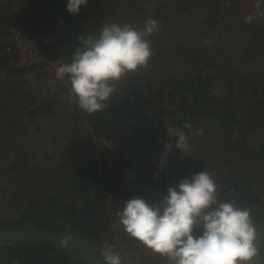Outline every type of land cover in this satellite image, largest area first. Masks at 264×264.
Here are the masks:
<instances>
[{
	"label": "trees",
	"instance_id": "obj_1",
	"mask_svg": "<svg viewBox=\"0 0 264 264\" xmlns=\"http://www.w3.org/2000/svg\"><path fill=\"white\" fill-rule=\"evenodd\" d=\"M122 1L109 0V3L120 5ZM67 3L68 0H22L15 13L9 16L34 24L42 34L53 30L58 25V14L66 18L67 22L62 25L63 34L60 42L46 47L49 52L54 53L65 42L64 35L67 31L75 33V41L80 46L78 39L80 36L87 37L89 34L95 36L93 31H100L109 19L105 0H88L86 5L80 7L77 15L70 14L67 11ZM132 14L131 7L128 6L127 20ZM126 22L131 24L130 20ZM21 28L35 36L31 28ZM78 46H71L65 51V54L69 56V63H71L72 55ZM178 49L185 57L195 62L197 71L192 78L183 81L182 86H174L170 89V98H175L182 110L190 117L192 127L189 129L188 135L193 131V127L197 126L198 121L210 116L214 121H219L222 128L226 129L216 136V139L224 144L221 147L225 148L224 141L231 138L236 129L240 137L237 135L235 140H237L236 144L240 141V145H238L240 147L236 148V171L234 174L226 177H220L217 174V164L211 154L212 152H210L211 148L203 141L199 142V140L211 138V132L202 133L200 136L195 135V130L188 140L192 148L190 154L178 153L176 148L173 147L168 153L167 161L163 167H157V171L154 173L155 178L142 176L144 167H147L150 163L153 149L156 147L164 149L166 142L174 144L176 139L161 142L154 136L157 132L154 123L158 120L160 112L157 102L162 95L161 88L155 91L156 97L153 96V99L144 96L142 89L132 97L111 95L109 101H107V107L104 109L107 119L101 125L105 130L114 131L128 141L133 159L136 160V165L131 171L132 180L138 184L153 186L163 191H167L169 184L175 179L173 178L175 173L177 177L184 178L199 171H208L212 176H215L213 178L218 183L219 190L222 183L233 181L237 183L242 178L248 177L250 166H247L256 164L251 170V173L259 176L258 184L255 187H253L254 184L250 182L247 184L244 180L245 185L233 184L226 189L221 188L220 190L223 192L218 194V200L220 201L234 200L238 207L252 208L257 202L256 189H261L264 184V148L252 149L248 143L252 135L264 124V93H255L253 89L254 84L264 85V67L260 70V73L250 72L242 76L246 91L253 94L252 99H244L241 95L233 92V82L239 83L238 78L231 79L224 91L225 94L219 95L215 90L221 72L208 71L203 73L208 64L200 51L182 45L178 46ZM156 55L157 58L163 56L160 52ZM152 59L149 60L150 68L142 69L143 71L147 70L151 73L152 66L164 70L165 64L162 63L156 66ZM144 76L147 77V73ZM178 83L171 82L170 84L178 85ZM119 85L117 89H121ZM180 89L178 98L176 93ZM189 94L194 95L193 99H190ZM152 102L156 103V109L154 110L150 109ZM193 117L195 119L194 123ZM197 129L201 128L197 126ZM80 139V145L84 146L87 151L85 154L86 162L80 165L73 177L70 175L71 179L69 176L64 179L62 184L52 187L46 192L39 191L38 194L36 193L33 204L19 212L13 220L16 223L13 226L49 229L56 224L58 228L54 229L58 231L86 236L103 245L104 233L111 224L110 220H106L109 210V186L114 183L116 190L120 192L117 184L120 178L118 174L121 173V167L124 164V147L121 143L115 141V144L118 143L123 152L121 159H118L115 147L110 148L95 140L91 135L80 137ZM200 143L203 146H200ZM108 159H114L112 167H108ZM99 164L104 166L100 173ZM67 165L70 164L65 161V166ZM150 169L152 170L153 167L151 166ZM27 194L26 198L29 197ZM4 200L2 197L1 202ZM2 205H4V202ZM251 215L253 221L263 220L264 202H258V206L253 209ZM0 225L9 224L0 222ZM261 247L264 248V244ZM101 253L102 251H97V254L103 259ZM0 264L85 263L72 254L48 244L29 240H10L0 242Z\"/></svg>",
	"mask_w": 264,
	"mask_h": 264
},
{
	"label": "crops",
	"instance_id": "obj_2",
	"mask_svg": "<svg viewBox=\"0 0 264 264\" xmlns=\"http://www.w3.org/2000/svg\"><path fill=\"white\" fill-rule=\"evenodd\" d=\"M187 2L188 0H180L179 3L177 0H123L120 5H114L113 3L110 4L109 0H105L109 12L107 23L114 22L123 25L130 20L132 26L142 28L149 17L158 22L159 30L148 37L153 52L150 59L156 57L152 59L156 66L162 63L165 64L164 70L156 69L152 66L151 73L141 69L134 74L126 76L119 85L121 89H116L124 93L119 96L132 97L142 89L144 96L153 99V96L156 97L155 91L158 89L161 88L163 91L165 88L180 87L183 81L194 76L197 71L195 62L185 57L181 50L178 49L180 45L193 48L190 43V35L193 34V31L189 32L185 22L189 14L188 11L191 9L186 6ZM189 2L191 3L192 0H189ZM21 3L22 0H19L18 8ZM128 6L131 7L133 14L127 20ZM17 9L5 14L1 12L2 9L0 8V17L16 18L9 15L15 13ZM8 27L9 24L0 22V157L2 158L5 153L10 157L14 156L12 164L14 167H31L32 170L36 169L37 171L40 167L48 181L54 180L48 185V189H50L62 184L64 179H67L70 175L73 177L80 165L86 162L85 154L87 151L84 146L80 145V137L91 135L102 144L103 137L97 134L91 124L88 113L80 109L77 104H71L67 100L65 89L60 86L62 80L56 79L54 73L37 72L24 75L22 70L8 66L7 62L11 59V56L14 58V54L6 49V46L11 42ZM100 31L96 30L93 33L96 36ZM64 36L66 40L62 44L71 41V39L76 40L75 33L71 31H67ZM199 39L200 41L202 40V38ZM199 46V48L195 47L193 49L200 51L205 61L209 60L208 44L202 45L200 42ZM158 52L162 53L163 56L157 58L156 54ZM207 64L208 66L204 68L203 73L208 72L209 63L207 62ZM147 68H150V63ZM146 73L147 77L144 76ZM152 74H154L153 77ZM171 82L179 83L178 85H171ZM180 91L181 89L176 93L178 98ZM215 92L219 95L225 94L224 91L219 92L217 88ZM189 95L191 96L190 99H193L194 95ZM242 98L248 99L246 96H242ZM150 109H156L155 102L151 103ZM93 116L100 127L104 129L101 125L107 119L104 110L93 113ZM194 122L195 119L193 117ZM198 122L197 126L203 130L202 133L211 132V138L202 139L199 142L203 141L211 148L210 152H212L211 154L217 164V174L220 177L234 174L236 171V148L240 147L238 146L240 141L236 144L237 140H235L238 135L236 129L233 133L234 137L226 139L224 141L225 148H222L221 145L224 144L216 139V136L226 129L222 128L220 122L214 121L210 116ZM197 126L193 127V131L197 130ZM191 134L188 135V140ZM248 143L252 149L264 148V124L252 135ZM200 146H203V144L200 143ZM114 147L117 158L121 159L123 155L121 147L118 143ZM163 151L164 149L161 147L153 149L150 163L147 167H144L142 176L156 177L154 173L157 171ZM176 151L178 153L181 152L177 148ZM108 160V167H112L109 164L112 159ZM172 160L174 161V159ZM65 161L69 162L70 165L65 166ZM151 166L153 167L152 170L150 169ZM253 166H256V164L247 166L249 167L248 177L242 178L237 183L236 181L222 183L219 188L226 189L233 184L240 186L248 184V182L254 184L253 187H255L258 184L259 176L251 173ZM98 168L100 173L104 166L99 164ZM122 168L123 165L121 173L118 174L120 178L117 184L120 192L116 190L114 183L109 186V210L106 220H110L111 224L104 233L103 245L106 247L111 245L113 250L121 255L123 264H130L135 260L159 262L164 258L158 254H153L141 242L124 232L116 213L122 210L124 202L130 198L140 196L149 203L156 202L161 198L154 194L131 188L124 179ZM186 177L190 178L191 176L188 175ZM173 178L175 179L171 181L168 188L176 186L179 180L182 179L177 177L176 173ZM244 180H246V183H244ZM220 189L218 193L223 192ZM256 196H258L256 197V204L252 208L250 207L252 212L258 206V202H264V184L261 189H256ZM51 227L49 229L58 228L56 224Z\"/></svg>",
	"mask_w": 264,
	"mask_h": 264
},
{
	"label": "clouds",
	"instance_id": "obj_3",
	"mask_svg": "<svg viewBox=\"0 0 264 264\" xmlns=\"http://www.w3.org/2000/svg\"><path fill=\"white\" fill-rule=\"evenodd\" d=\"M88 0H68L70 14H79ZM262 0L257 11L245 17L252 23L264 16ZM159 30L149 17L142 28L131 24L105 23L98 35L80 36L71 63L56 68V79L66 81L70 96L88 114L103 111L120 82L129 74L147 69L153 55L149 36ZM184 128L191 129L185 122ZM197 129L195 135L202 134ZM175 147L183 154L192 151L188 136L181 132L174 144L166 142L158 167H163ZM218 185L208 171H199L179 180L167 194L149 203L140 196L124 202L116 215L124 232L167 260L168 264H253L264 257V244L253 223L252 209L238 207L234 200H218ZM65 246L69 243L63 239ZM104 264H123L111 245L102 251Z\"/></svg>",
	"mask_w": 264,
	"mask_h": 264
},
{
	"label": "rangeland",
	"instance_id": "obj_4",
	"mask_svg": "<svg viewBox=\"0 0 264 264\" xmlns=\"http://www.w3.org/2000/svg\"><path fill=\"white\" fill-rule=\"evenodd\" d=\"M18 2L0 0L1 12H13L18 8ZM255 2L192 0L190 3L188 0L186 4L191 8L185 21L189 32L193 31L190 43L193 48H199L200 42L208 44V71L221 72L216 82L217 90L225 91L230 80L238 78L239 83L234 81L232 90L248 99H252L253 94L246 91L242 76L250 72L260 73L264 67V16L256 15L252 23L245 22L247 15L257 11ZM258 11L264 12V0ZM253 89L255 93H264V85L254 84ZM13 160L14 156L10 157L7 153L0 157V222L10 226L16 224L13 220L21 210L33 204L35 194L48 190V185L54 181H48L40 167L38 171L31 167H13ZM26 194L29 197L26 198ZM2 197L5 200L1 202Z\"/></svg>",
	"mask_w": 264,
	"mask_h": 264
},
{
	"label": "built area",
	"instance_id": "obj_5",
	"mask_svg": "<svg viewBox=\"0 0 264 264\" xmlns=\"http://www.w3.org/2000/svg\"><path fill=\"white\" fill-rule=\"evenodd\" d=\"M57 18L58 25L53 30L42 34V42L45 47L58 44L61 40L62 25L65 24L66 19L61 15H58ZM8 34L11 42L6 46V49L14 54V58L8 61V66L22 70L24 75L37 72H52L55 74L57 67L69 63V57L65 53L56 57H48L39 48L36 37L17 25H9ZM60 86L65 89L67 100L71 104H76L74 97L70 96V86L67 85L66 81H61ZM169 90L170 88H165L157 102L160 112L158 120L154 123V128L157 130L154 136L161 142L175 139L181 132L188 135L189 129L184 128L183 125L185 122L191 124L190 117L182 110L179 102L175 98H170ZM102 140L103 144L110 148L115 145L112 139L103 138ZM109 164L113 166V160ZM135 165L136 160L133 159L132 168ZM130 264H168V262L164 258L159 262L135 260Z\"/></svg>",
	"mask_w": 264,
	"mask_h": 264
},
{
	"label": "water",
	"instance_id": "obj_6",
	"mask_svg": "<svg viewBox=\"0 0 264 264\" xmlns=\"http://www.w3.org/2000/svg\"><path fill=\"white\" fill-rule=\"evenodd\" d=\"M0 22L9 25H17L21 27H29L34 32L39 48L48 56L56 57L65 53L71 46H78L79 44L74 40L61 44L57 52L51 53L47 50L42 42V34L36 26L20 18L0 17ZM123 92L116 90L112 95H123ZM91 124L96 130L97 134L103 138L112 139L124 146V164L122 168L123 176L126 183L133 189L145 191L154 194L160 198L165 196L167 192L143 184H138L132 180V161L133 155L128 141L120 134L114 131L104 130L94 119L93 114H88ZM257 228V232L261 241H264V219L253 222ZM67 239L69 243L67 246L63 245L61 241ZM10 240H29L37 243L48 244L60 248L75 258L80 259L85 264H104V260L97 254V251H103L106 246L98 244L94 240L74 234L71 232H62L54 229L26 227V226H10L0 225V242ZM258 246H262L259 244ZM253 264H264V257H257Z\"/></svg>",
	"mask_w": 264,
	"mask_h": 264
}]
</instances>
